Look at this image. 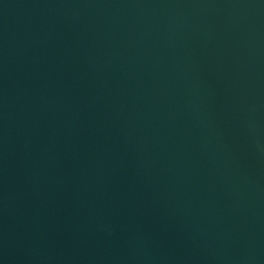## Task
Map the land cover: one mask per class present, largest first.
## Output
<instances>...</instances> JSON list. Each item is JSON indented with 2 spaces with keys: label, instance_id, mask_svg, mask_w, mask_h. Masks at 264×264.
<instances>
[{
  "label": "water",
  "instance_id": "1",
  "mask_svg": "<svg viewBox=\"0 0 264 264\" xmlns=\"http://www.w3.org/2000/svg\"><path fill=\"white\" fill-rule=\"evenodd\" d=\"M0 264H264V0H0Z\"/></svg>",
  "mask_w": 264,
  "mask_h": 264
}]
</instances>
